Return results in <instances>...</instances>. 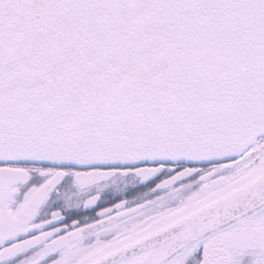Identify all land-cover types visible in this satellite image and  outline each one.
<instances>
[{
  "label": "snow or ice",
  "instance_id": "1",
  "mask_svg": "<svg viewBox=\"0 0 264 264\" xmlns=\"http://www.w3.org/2000/svg\"><path fill=\"white\" fill-rule=\"evenodd\" d=\"M0 264H264V0H0Z\"/></svg>",
  "mask_w": 264,
  "mask_h": 264
}]
</instances>
